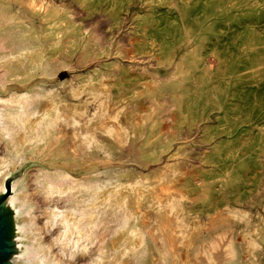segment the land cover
I'll list each match as a JSON object with an SVG mask.
<instances>
[{
  "label": "rangeland",
  "instance_id": "1",
  "mask_svg": "<svg viewBox=\"0 0 264 264\" xmlns=\"http://www.w3.org/2000/svg\"><path fill=\"white\" fill-rule=\"evenodd\" d=\"M28 1L1 0L10 5H0V56L13 59L39 42L49 45L43 34L50 20L32 13ZM34 1L69 35L60 54L29 77L22 76L25 65L0 63V97L44 87L49 107L72 117L70 126L59 121L56 130L66 137L78 130L82 140L75 144L79 160L65 167L52 168L37 155L10 172V193L22 181L33 194L36 180L57 169L76 186L67 197L80 207L81 185L113 181L121 171L134 173L125 182L142 184L143 173H159L155 185L171 197L138 210L152 230L148 235H156L160 208H166L174 235L180 228L184 238L194 227L208 229V238L196 240V264H233L242 251L246 264H264V244L254 234L264 228V0ZM34 25L39 42L24 38ZM98 114L94 132L82 130ZM87 137L86 146L81 141ZM33 199L38 228L48 208L72 206L42 193ZM126 214L102 216L98 236L109 227L110 238L126 226ZM56 234L47 233L46 241Z\"/></svg>",
  "mask_w": 264,
  "mask_h": 264
},
{
  "label": "bare ground",
  "instance_id": "2",
  "mask_svg": "<svg viewBox=\"0 0 264 264\" xmlns=\"http://www.w3.org/2000/svg\"><path fill=\"white\" fill-rule=\"evenodd\" d=\"M26 4L32 13L41 12L40 15H43L44 19L50 20L46 33L43 34L47 40H50V43L47 48L41 47L40 32L34 25L31 30L27 31L24 38L27 39L32 35L40 45L17 53L13 59L4 54L0 56V63L10 60L15 67L25 65L27 71L23 72V77H29L31 70L41 67L54 56H58L62 49V41L69 35L66 26L56 25L55 19L48 12L42 11V6L37 1L30 0ZM0 5L9 6L10 4L0 0ZM72 45L73 42H69L67 47ZM47 50H52L53 54L48 55ZM36 88L38 91L35 93H33L34 89H31L18 96L8 97L6 100L0 97V148L3 147L5 150L4 156H0V197L7 192L10 193L11 186L8 181L10 172L20 170L31 159H37V155L41 157L40 160H44V163L52 168L65 167L68 163L79 160L75 144L80 143L82 135L80 136L79 131L75 130L66 137L61 130L58 131L55 128L59 121L66 127L70 126L72 117L63 112L56 114L54 107L48 105L51 101L50 93L44 87ZM98 120L99 114L83 126L82 130L87 133L94 132L92 128L99 124ZM117 135L121 136L122 133ZM117 135V141L122 143V136ZM89 139L90 137L84 138L81 142L87 146ZM93 153L99 154V151L94 150ZM90 157L91 154H87L86 161ZM56 170L50 169L48 171L52 172L51 174L36 180L38 186L33 194L23 187L22 181H19L12 187V192L6 195L3 207L9 212V238L12 248L6 264H78L81 261L82 264H196L192 257L196 240L201 235L204 240L208 238L210 234L207 232L208 229L202 232L194 227L184 238V229L179 227L180 232L174 235L171 229V215H168L166 208H160L159 222L157 226L154 225L158 232L150 236L147 233L148 225L143 222L144 216L138 213L144 205L158 206L161 203L164 205L168 203L167 198L171 195L163 194L161 191L163 187H160L159 183L158 186L155 185L158 182L159 173H143L140 175L144 180L142 184L125 182L128 178H134V173L121 171L116 173L117 179L113 181H93L81 185L84 188L85 200L83 206L75 207L68 199L67 193L69 190H74L76 186L65 183L67 173H58L55 172ZM38 193L44 194L47 199L57 197L60 201L70 202L72 206L65 209L57 207L60 204L52 209L47 207L45 224L38 228L36 227L39 224L37 223L38 215L34 214V208L31 206L34 196ZM22 206L27 208L21 210ZM119 211L127 213L128 224L114 231L110 238H108L111 230L109 227L98 236L97 230L101 217ZM173 224L176 227L175 219H173ZM209 224L213 225V221ZM55 230L57 234L54 238L50 242L46 241L45 235ZM204 233L207 234L203 235ZM254 234H259L260 241L264 244V228L255 229ZM246 253L247 251H242L240 258L233 261V264H246L248 255Z\"/></svg>",
  "mask_w": 264,
  "mask_h": 264
},
{
  "label": "water",
  "instance_id": "3",
  "mask_svg": "<svg viewBox=\"0 0 264 264\" xmlns=\"http://www.w3.org/2000/svg\"><path fill=\"white\" fill-rule=\"evenodd\" d=\"M6 196L0 197V264H6L11 254L9 212L4 210Z\"/></svg>",
  "mask_w": 264,
  "mask_h": 264
}]
</instances>
